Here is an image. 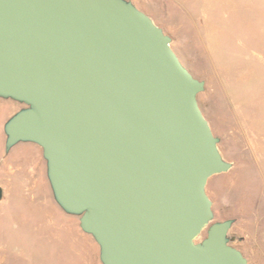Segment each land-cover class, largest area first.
I'll return each instance as SVG.
<instances>
[{
  "label": "water",
  "instance_id": "95a60500",
  "mask_svg": "<svg viewBox=\"0 0 264 264\" xmlns=\"http://www.w3.org/2000/svg\"><path fill=\"white\" fill-rule=\"evenodd\" d=\"M170 41L128 0H0V98L23 105L5 149L40 147L101 264H250L212 222L205 185L231 163Z\"/></svg>",
  "mask_w": 264,
  "mask_h": 264
},
{
  "label": "rangeland",
  "instance_id": "374dc122",
  "mask_svg": "<svg viewBox=\"0 0 264 264\" xmlns=\"http://www.w3.org/2000/svg\"><path fill=\"white\" fill-rule=\"evenodd\" d=\"M128 1L170 37L181 63L204 82L197 103L231 163L205 185L212 222L232 220L233 245L250 264H264V0ZM22 107L0 98V264H101L78 216L43 203L50 186L40 147L18 142L4 149L3 124ZM30 151L41 158L35 177Z\"/></svg>",
  "mask_w": 264,
  "mask_h": 264
},
{
  "label": "flooded vegetation",
  "instance_id": "af4514ba",
  "mask_svg": "<svg viewBox=\"0 0 264 264\" xmlns=\"http://www.w3.org/2000/svg\"><path fill=\"white\" fill-rule=\"evenodd\" d=\"M4 149H5V146H4ZM9 150L10 149H8L6 151H9ZM26 157H27L28 161H30L32 163V165L28 167V171L31 172L30 176L35 177L34 174H36L37 169H38V167L41 164V158H40V156H39L38 153H34L33 151L32 152L30 151L26 155ZM20 158H22V156L18 157V159H20ZM42 173H44L45 179H46L47 183L49 184V182L47 180V177H46V173H45V164H44V172L42 171ZM33 184L35 185L34 182H33ZM44 184L45 183H42V189H43V193H46L48 188ZM43 203L46 204V206H51V205L54 206L55 210L57 211L58 204H57V202L55 201V199L53 197L51 188H49V192H47V194H45V196L43 197ZM47 213H49L48 216L50 217V221L49 222L51 223V220H52V222H54V224L57 225V217H56L55 213L51 212L50 210ZM64 213H66V212H64ZM66 214H68V213H66ZM80 230H81V228H80ZM81 232H83V231L81 230ZM83 233H85V232H83ZM85 234H87V233H85ZM227 237H228L229 244L232 245V246H234L233 245V242H234L233 239L235 238V236H233V235H227ZM237 240L240 241V240H242V238L241 237H237Z\"/></svg>",
  "mask_w": 264,
  "mask_h": 264
}]
</instances>
